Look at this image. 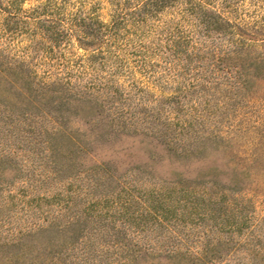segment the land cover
<instances>
[{
    "label": "rangeland",
    "instance_id": "rangeland-1",
    "mask_svg": "<svg viewBox=\"0 0 264 264\" xmlns=\"http://www.w3.org/2000/svg\"><path fill=\"white\" fill-rule=\"evenodd\" d=\"M201 1L235 28L210 31L187 0L158 12L144 11L145 0H70V8L86 3L105 23L115 21L107 58L93 67L76 45L41 72L103 77L129 110L122 119L133 109L140 127H118L106 109L95 121L76 106L51 138L40 133L55 130L52 122H0V264H203L189 253H160L157 236L167 231L141 210L154 183L179 177L206 199L232 202L237 220H194L186 232L232 237L216 245L224 252L217 264H250L245 242L253 229L264 232V71L252 68L264 58V0H194ZM241 38L260 45H232ZM0 100L24 104L2 85ZM149 121L185 127L189 149L170 148L145 129Z\"/></svg>",
    "mask_w": 264,
    "mask_h": 264
},
{
    "label": "trees",
    "instance_id": "trees-1",
    "mask_svg": "<svg viewBox=\"0 0 264 264\" xmlns=\"http://www.w3.org/2000/svg\"><path fill=\"white\" fill-rule=\"evenodd\" d=\"M175 1L145 0L143 5L147 10L144 11L158 12ZM26 2L27 0H0V85L8 92L18 94L24 102L22 108H12L0 100V122H52L57 125L55 130L40 133L51 138L59 133L58 129L64 127L66 112L76 106L89 115L93 113L91 115L95 117V121L99 120L96 115H103V109L112 111L116 116L113 120L118 127L138 129L140 124L134 119L133 109H130L131 113L126 120L122 119L129 110L124 108L125 103L120 100L118 92L113 91L103 77L92 74V78L83 81L79 77L74 78L72 74L65 75L53 70L42 73L40 70L56 52L69 50L76 45L85 48L87 60L95 67L97 60L104 61L107 58L104 44L111 34V26L116 24L115 21L111 25L105 23L97 14L87 10L86 3L70 8V0H38V3L29 7L25 6ZM187 2L210 31L226 35L235 28L228 19L202 1ZM142 7L138 6L137 9L141 10ZM231 43L237 46L260 45L247 43L242 38L233 39ZM83 45L95 48L89 49ZM237 52L233 49L225 53L231 55ZM253 65L255 71H264V58L255 60ZM248 80L247 78L245 81ZM167 121H149L144 126L170 148L180 150L179 153L186 152L189 146L184 144L185 127L176 128L172 121ZM196 185L183 177L166 184L154 183L153 190L157 191H154L155 195L148 203L144 202L141 210L142 213L153 216L157 228L159 226L167 231L165 235L157 236V244L161 246L158 249L160 253L168 256L189 253L199 263L217 264L224 257V252L220 247L216 249V245H229L233 241L232 237H218L216 240L214 236L207 235L200 238L191 236L185 229L189 222L199 219L203 222L212 218L218 225L224 226L237 220L233 218L234 221H231L229 217V214L234 215V212H230L232 202L220 204L213 193H207L209 198L206 199L207 195H200ZM214 226L215 224L209 227L210 232L215 229ZM117 227L113 225L115 232H120L121 227ZM122 228L126 230L125 224ZM110 229L111 227L107 228V233ZM253 231L254 234H250L245 242L249 246V263L264 264V232L258 233L257 229ZM116 235L119 239V235Z\"/></svg>",
    "mask_w": 264,
    "mask_h": 264
}]
</instances>
